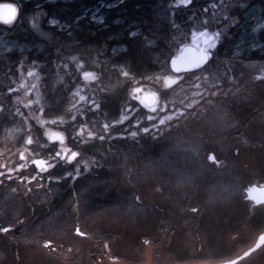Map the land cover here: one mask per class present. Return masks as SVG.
<instances>
[{
	"label": "flooded vegetation",
	"instance_id": "obj_1",
	"mask_svg": "<svg viewBox=\"0 0 264 264\" xmlns=\"http://www.w3.org/2000/svg\"><path fill=\"white\" fill-rule=\"evenodd\" d=\"M128 1L120 0L100 24L92 15L100 0H76L79 14L76 8L62 19L88 18L90 32L84 20L69 28L49 25L44 33L25 30L1 56L0 264L222 263L242 256L264 233V0L205 4L217 10L186 25L176 0L166 40L176 41L174 53L164 63L168 46L161 39L143 62L124 59V77L111 70L121 66L115 47L104 45L111 50L102 59L98 48L99 31L126 22ZM19 14L0 25H19ZM231 14L240 20L225 29ZM188 45L208 60L175 71L170 60ZM175 144L190 149L197 187L180 194L181 203L175 198L166 205L159 184L156 201L143 197L145 180L132 188L130 174L114 167L132 162L117 150H147L137 160L159 161ZM251 189L257 194L249 197ZM129 192L140 196L142 208L154 205L153 234L144 230L142 210L141 233L138 227L133 233ZM122 194L127 202L118 204ZM133 236L136 248L127 245ZM235 264H264V242Z\"/></svg>",
	"mask_w": 264,
	"mask_h": 264
},
{
	"label": "rangeland",
	"instance_id": "obj_2",
	"mask_svg": "<svg viewBox=\"0 0 264 264\" xmlns=\"http://www.w3.org/2000/svg\"><path fill=\"white\" fill-rule=\"evenodd\" d=\"M4 1H10L13 2L15 4L18 5L19 7V13L21 14V11H25L26 13V17L25 19L20 18V24H14L12 27L7 28L3 25H0V56H4L7 52H10V50L13 48L12 44H16L17 40H16V36L18 35V33H20V31L22 30H26V31H30V30H35L37 33H44V29H47L48 26H46L42 20L45 16L44 21L46 22V24L52 26V27H61V28H69L72 27L73 24L77 21L80 20H84L85 24L84 27H89L88 24H90V20L88 18H85L83 16L80 17H73L71 18V20H67V19H62L61 16V12L59 13V10L56 11V7H52V13L50 14L49 12H47L46 10V4H57L58 2L62 3L64 9L66 8H72L75 6V2L76 0H2L1 2ZM119 1L120 0H100L99 4L93 5L94 7V11L92 13L93 17L99 21V23L101 24L102 22H104L106 16L108 15V11H110L111 9H114L115 7L119 6ZM234 2L238 3L241 6H246V0H233ZM26 3H29L26 5ZM179 6H184L186 7L188 5V0H183L181 3H179ZM45 6V7H44ZM39 7H44L45 10H41L38 9ZM75 8V7H74ZM77 8V7H76ZM70 10L64 11L65 16H67L66 14H68ZM77 11L79 14L80 12V7L77 8ZM73 12V11H72ZM76 12V10H75ZM37 13V14H36ZM71 14H75L74 12L71 13L70 12V16L68 15V17H72L73 15ZM64 16V15H63ZM236 14H231L229 17L227 15V18L225 21H228L225 23V29H228L230 27H233L236 22L240 20V18L238 19V17H236ZM86 17H88V15H86ZM156 19L158 18V20L160 21V30L161 31H165V29H168L169 26H171V18L168 14V10L166 9V7H160L159 11H156V15H155ZM225 18V17H223ZM260 20V19H259ZM258 20V21H259ZM116 22H118L119 20H116ZM257 21V22H258ZM256 22V23H257ZM263 21L261 20L260 23H262ZM16 26L17 32L14 34L13 30ZM130 26V23H128V26ZM203 24H199L196 28H201L202 29ZM127 29V28H125ZM188 30V29H185ZM88 32H90V27L87 29ZM154 32L152 29H150L149 31H146V34L148 37H150L149 41H152V43H156L160 42L161 39H163V37L160 35L158 37H155L154 39V35H151L152 32ZM228 32H225V34L227 35ZM11 34L14 35L11 36ZM131 35H138L139 34V30H134L133 32L130 33ZM145 34V35H146ZM16 35V36H15ZM43 35V34H42ZM44 36V35H43ZM230 37L232 35H229ZM243 41L245 42L249 36L248 34H243L242 35ZM118 39H122V38H118ZM116 39V40H118ZM167 43V50L163 53L160 52V54H164L162 55L164 58V63H167V59L170 55H172L174 52V47L176 46V41L174 42H166ZM169 43V45H168ZM163 47H166L165 44H161ZM85 49V53L86 51L89 49V46L84 47ZM119 49L123 50V47L119 46ZM98 50L100 51V59L105 58V54L109 52V50L104 46V45H100ZM116 51V49H114ZM163 50V49H162ZM171 52V53H170ZM149 56H152L154 54L149 53ZM148 56V57H149ZM156 56V55H155ZM1 57V59H2ZM6 57V56H4ZM147 58V57H146ZM107 62V60H106ZM106 66V65H104ZM103 66V67H104ZM249 65L247 64V67ZM102 68V67H101ZM124 65H121L119 67H115L113 64H111V70H116V72L114 74L116 75H123L124 74ZM24 69V68H23ZM261 70V69H260ZM169 72V71H168ZM27 75V74H25ZM125 75V74H124ZM123 75V76H124ZM122 76V78H116V82H115V86H119L120 83L123 82L124 77ZM68 102H70V104L73 103V100H69ZM67 102V103H68ZM71 107V106H70ZM66 113V110L65 112ZM180 140H187L188 137H186L185 135H181ZM179 144V143H178ZM183 144V143H182ZM189 145V144H188ZM190 146V145H189ZM167 146L162 154V157L159 161L152 159V160H140L137 158L138 157H144L145 154H147V150H132V149H128V150H124L121 149L117 150V152H119L121 155H123V153H125V156L127 157L128 161H132L130 164L127 161L118 163L117 165L114 164V167L116 169V171L118 173H129L130 176L128 179H130V186L133 187H139L141 186L142 183V179L145 180L144 183V187L148 190V191H143L144 196L148 197V199L151 197L153 200L156 201V196L155 194L157 193V184H159L160 186V193L162 195H164L163 201H165L166 205H172L173 202H175V198H177L176 202L181 203V198L179 195L182 193H187L195 190L197 187L195 186V180L193 179V167L190 164L191 163V152L190 149L188 147H184V146H179L177 144L170 146ZM143 152V154H141ZM107 154V152H106ZM124 156V155H123ZM120 162V161H118ZM196 172V171H195ZM230 177V176H229ZM228 177V178H229ZM225 178L221 179V181L225 180ZM214 180V179H213ZM215 181V180H214ZM213 181V182H214ZM230 181H232L233 183H231L228 186V189H233V191L236 190V184L235 181L230 179ZM198 183L203 184L204 179H199L197 181ZM155 184V186H153ZM219 184V182L217 183V185ZM90 187V186H89ZM193 187V188H191ZM227 187V186H226ZM100 188V185H99ZM172 188V189H171ZM186 188V190H184V192H182V189ZM191 188V189H190ZM176 189H179V192L181 190L180 193L175 194L174 191ZM193 189V190H192ZM195 192V191H194ZM134 192H129L128 195L129 196V204L127 206L126 209H129L130 207H134L133 210H131L130 212L132 213V215H130V220L134 221V223L136 224L134 226L133 229V233L136 229V233L140 232L141 230H139L142 226L140 221V218L138 217V215H141V211L142 210L144 212L143 215L147 216V227L144 228V230L146 231V233L149 235L150 233L153 234V232L155 231L154 225L155 223H153V221L156 219V211L154 208V205L152 206V203L147 202L146 203H141L142 205H144L142 208V206H140V196H135L133 195ZM183 194V195H184ZM182 195V196H183ZM90 198H88L87 200H89ZM118 204H124L126 203L128 196L126 195H120L118 198ZM100 203V202H99ZM174 204V203H173ZM104 208H108L106 205H104ZM115 209V206H114ZM167 208L164 207V210H166ZM125 210V208H124ZM128 211V210H125ZM124 212V211H123ZM121 212V213H123ZM129 212V211H128ZM103 215V214H102ZM121 216V215H120ZM122 219V218H121ZM144 226V224H143ZM140 227V228H139ZM128 246H130L131 248H136L137 247V242L134 241V236L131 239L130 243L127 244ZM183 246L187 251H189V247H190V243L189 242H184ZM184 249H181V252H185ZM216 260L214 259H188V260H178V261H171L170 264H199V263H207V262H215Z\"/></svg>",
	"mask_w": 264,
	"mask_h": 264
},
{
	"label": "trees",
	"instance_id": "obj_3",
	"mask_svg": "<svg viewBox=\"0 0 264 264\" xmlns=\"http://www.w3.org/2000/svg\"><path fill=\"white\" fill-rule=\"evenodd\" d=\"M2 0H0L1 2ZM182 2V0H179ZM189 1V0H188ZM180 2V3H181ZM231 2H233V0H223L222 3H219V0H194L193 2L190 3V6H180L179 8V21L183 23L187 24V21L189 20H194V19H198V17L200 18V15H202L203 13L209 11L210 9L213 10H217L216 8H205V4H213V5H226V4H230ZM176 3V0H130L128 1V9L130 12V15L124 19V22L126 20L125 23L123 24H111V29L108 30H101L99 31V43L100 45H105V46H109L112 47L114 46L117 52H115V62L118 65H122L124 59H127L128 57H133L135 58V60L138 61H144L145 57H148V54L151 52V49L156 45H158V40L156 41V43H152V41H149L150 37L147 36L146 31H149L150 29H152L154 32L151 33V35H154V39L155 37L158 36H162L163 37V43H166L167 38H169L171 32L172 27L169 26L168 29H165V31H161L160 30V21L158 20V18L156 19L155 15H156V11H159L160 7H166V9L168 10V14L170 16V18L172 19V5ZM29 3H26V5ZM76 6L77 3L75 2V8L72 7L70 8H66L67 11L70 10L68 12V14H66L67 16H65L64 11H66V9H64L62 3L58 2L57 4L51 5V4H46V10L47 12H49L50 14L52 13V7H56V11L59 10V13L61 12V16L63 18H67L68 15L70 14V12H75L76 10ZM44 7H39L38 9H44ZM195 12V13H194ZM192 14H195V17L191 16ZM37 14V13H36ZM20 18L25 19L26 17V13L25 11H21V14H19ZM64 15V16H63ZM45 16L42 20V22L50 27L49 25L46 24V22L44 21ZM118 20H120L119 18H116ZM123 19V18H122ZM122 21V20H121ZM128 23H130V26H128ZM183 24V25H186ZM16 28V26H15ZM15 28L13 30L14 32H17V30L15 31ZM127 28V29H125ZM134 30H139V34L138 35H131L130 33L133 32ZM27 32H25L24 30L20 31L19 35L23 36L24 34H26ZM146 34V35H145ZM118 38H122V39H118ZM118 39V40H116ZM161 42V41H160ZM113 43V44H112ZM155 44V45H154ZM154 45V46H153ZM120 47H123L124 49L121 50L119 49ZM130 48L129 50H127V48ZM111 50V48H109V51ZM109 52L105 54L104 57L108 56ZM108 59V58H106ZM143 59V60H142ZM4 58L1 59L0 56V66L1 67H6V63H4ZM134 60V61H135ZM103 69V74H106L108 65L106 66H101ZM1 75V74H0Z\"/></svg>",
	"mask_w": 264,
	"mask_h": 264
},
{
	"label": "water",
	"instance_id": "obj_4",
	"mask_svg": "<svg viewBox=\"0 0 264 264\" xmlns=\"http://www.w3.org/2000/svg\"><path fill=\"white\" fill-rule=\"evenodd\" d=\"M19 13L18 6L13 2H0V21L12 22L14 21ZM208 57L203 50L198 51L193 46H185L178 55L173 56L170 60V66L175 71H184L199 68L203 66ZM256 190H249L248 196L256 195ZM264 242V233L260 235L256 244L245 251V253L235 259L225 261L222 263H201V264H235L240 258L247 256L251 251L258 248ZM200 264V263H199Z\"/></svg>",
	"mask_w": 264,
	"mask_h": 264
}]
</instances>
